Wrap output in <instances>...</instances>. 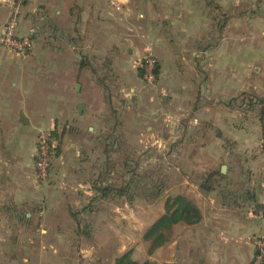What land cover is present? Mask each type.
<instances>
[{
	"label": "crops",
	"instance_id": "1",
	"mask_svg": "<svg viewBox=\"0 0 264 264\" xmlns=\"http://www.w3.org/2000/svg\"><path fill=\"white\" fill-rule=\"evenodd\" d=\"M18 33L33 40L26 56L0 46V264L17 260V244L27 248L25 264L74 260L79 197L86 199L79 212L100 223L109 207L131 212V228L140 232L119 233L117 251L133 249L137 264H252L251 240L264 233V0H28ZM149 49L158 75L146 96L132 87L131 70ZM105 59L127 79L119 77L113 109L97 85ZM130 97L138 107L126 115ZM82 124L92 136L112 132L133 149L166 148L169 185L143 207L127 198L121 207L102 198L103 188L92 189L104 176L91 181L68 166L60 171V158L49 172L57 187L36 184L38 134ZM178 195L195 205L198 220L173 225L167 241L150 250L146 229ZM83 226L93 232L92 220ZM91 250L82 264H108V255Z\"/></svg>",
	"mask_w": 264,
	"mask_h": 264
},
{
	"label": "rangeland",
	"instance_id": "2",
	"mask_svg": "<svg viewBox=\"0 0 264 264\" xmlns=\"http://www.w3.org/2000/svg\"><path fill=\"white\" fill-rule=\"evenodd\" d=\"M180 45L183 44L181 43ZM146 49H148V47ZM186 51H182L184 56L186 54ZM146 52L145 55L150 54L153 56L151 49L147 50ZM87 59L88 57L86 58V60ZM104 62L108 63L106 59L104 60ZM107 63L103 64L105 65V67L103 68L105 71L103 69L100 70L99 68H96L99 76L97 75V73L94 75L98 76V79L101 77V80H103L97 85L102 91V95L104 97L108 96L109 98L110 103L107 104L108 108L111 107L113 109L115 108L116 98H118V95L121 94L119 91V87L121 84V80H119V77L120 75L123 76L125 73L122 69L115 70L111 68V62H109L108 64ZM131 71L132 73L134 72L136 77L135 83L132 84V87H137V93L139 92L140 94L146 96L153 94V88L156 84L149 86L142 80V71L138 67V64L137 67H133ZM123 77L125 78V80H127L125 76ZM128 88L129 87H125L124 89L126 90ZM119 103L122 104V102ZM137 107V98L130 97V101H126V109L124 113L126 115L130 114ZM136 111H138V109ZM64 130L65 131H57L53 135L55 144L57 146L56 159L60 158V160L62 161V164H60L61 168L59 170H66L65 166H68L69 169L72 168L75 170H80V173L83 174V178H90L91 181L97 180L95 179L96 176H104L100 186L99 184L96 185L95 182L90 183L92 189H99L107 185H110L112 187L121 186L124 182L134 179L138 183L136 189L139 194H141V197L137 196L133 199V201L135 205L143 207L144 205H146L144 201L148 202L150 201V199L142 198V195L148 194V191L151 189L150 187H152V185L157 184L159 180H162L161 187L164 188L166 187V185H169V183H167L168 181L166 182V185L163 183L165 177H167L169 174L168 165L164 162V156L167 153L166 148H162V146L157 147L156 145L153 147V145L149 144L146 146L142 145L137 149H133L131 147V144L127 145L126 142L123 145L117 143L115 134L108 131L101 134L99 132H95L93 134V136L95 137L93 138V136L91 135L92 133L87 130L85 124H82L79 127L74 126L65 128ZM129 138L130 135H128V139ZM131 142L132 140L130 139L129 143ZM78 162H80L82 165H79ZM65 173H61V175L64 176ZM70 173H72L71 170ZM133 174L136 175V178L133 177ZM51 182L52 177L50 176V178L47 179L44 183L45 188L49 186V188L54 190L57 187V184ZM131 188L133 189L132 185L129 189ZM84 200L86 199H84L83 197L76 198V201L80 203L73 215L77 219L76 221L78 222L80 227H78L77 230H79V232L77 231L76 234V242L78 244H75L73 248L70 247V253L75 254V259L70 261L69 264H82L83 262L81 256L87 251L91 250V245H93L94 247L91 252L108 255L109 257L107 263L114 264L115 260L121 256L117 251L118 249H120L117 244L119 241V233L121 235H127L129 237L135 236V234L137 235V233H139L140 231H133V228H131V226H135L137 222L135 221V219L128 221V217L131 216V212L126 213L121 211V214H119L118 212L110 210V207H107V212H105L104 215H101L102 222L100 223V219L97 218L95 220V216L93 217V214L84 215L79 212L80 210L82 211ZM107 200V203L121 205V207H124L125 203L121 204V202L119 201L121 200L122 202H124L127 199L125 197L118 198L111 195L107 198ZM95 206L97 207L99 205L96 203ZM139 211L142 212V210ZM116 217H118L119 219H117ZM84 219H86V221L92 220L93 232L91 234L89 231L87 232V228L83 226ZM90 243L91 245H89ZM43 247L45 252L49 253L52 251V246L50 245L44 244ZM67 249L68 246H65V251H67ZM133 251V249H128V247L126 246V250L124 251V253L128 252L131 257ZM12 252V256L17 260L15 262L6 260L4 264H25V262H23L22 260V257L26 256L27 252V248L25 246L17 244L16 246H14V248H12ZM135 257L138 258L139 256L138 254L133 253L132 259H134ZM90 263L95 264V261H92ZM27 264L37 263L35 261H29ZM41 264H51V261L47 259V261H42ZM61 264H68V262H62Z\"/></svg>",
	"mask_w": 264,
	"mask_h": 264
},
{
	"label": "built area",
	"instance_id": "3",
	"mask_svg": "<svg viewBox=\"0 0 264 264\" xmlns=\"http://www.w3.org/2000/svg\"><path fill=\"white\" fill-rule=\"evenodd\" d=\"M28 0H4L7 9V19L0 31V46L13 54L24 57L32 49V40L29 36L18 33L22 7ZM142 71V80L152 86L157 81V61L150 55H145L138 63ZM57 146L51 130H44L38 134L35 151V182L45 183L56 158ZM258 217L264 225V209L259 211ZM251 245L255 250L252 264H264V233L254 237Z\"/></svg>",
	"mask_w": 264,
	"mask_h": 264
},
{
	"label": "trees",
	"instance_id": "4",
	"mask_svg": "<svg viewBox=\"0 0 264 264\" xmlns=\"http://www.w3.org/2000/svg\"><path fill=\"white\" fill-rule=\"evenodd\" d=\"M262 122H264L263 119ZM262 130L264 151V124L262 126ZM133 177L136 178V175H134ZM131 185L133 186V189H129ZM137 185L138 183L134 179L124 182L121 186L112 187L110 185H107L102 187L104 189V193L101 196L103 199H107L111 195L118 198L125 197L127 199H134V196H132V192L137 191ZM161 185L162 180H159L157 184L152 185V187H150L151 189L148 191V194L142 195V198H149L152 201L157 199V197H159V195L163 191V187H161ZM102 188L96 189V192L100 193ZM198 218V211L191 201L180 195L175 196L173 198H168L165 201V213L160 216L149 228L146 229L143 235V239L150 243V250L156 249L157 247L162 246L167 241V236L165 233L169 231L173 225L179 222H184L186 224H194L198 220ZM114 264L137 263L132 261L130 258V254L126 252L120 257H118L115 260Z\"/></svg>",
	"mask_w": 264,
	"mask_h": 264
},
{
	"label": "water",
	"instance_id": "5",
	"mask_svg": "<svg viewBox=\"0 0 264 264\" xmlns=\"http://www.w3.org/2000/svg\"><path fill=\"white\" fill-rule=\"evenodd\" d=\"M149 264H157L155 261H151Z\"/></svg>",
	"mask_w": 264,
	"mask_h": 264
}]
</instances>
